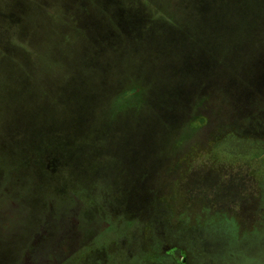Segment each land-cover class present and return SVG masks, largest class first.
<instances>
[{
  "label": "rangeland",
  "instance_id": "obj_1",
  "mask_svg": "<svg viewBox=\"0 0 264 264\" xmlns=\"http://www.w3.org/2000/svg\"><path fill=\"white\" fill-rule=\"evenodd\" d=\"M31 1L0 0V264H21L27 249L52 256L47 264L59 253L62 264H177L171 247L182 248L185 264H264V96L234 109L210 91L197 104L200 93L221 89V75H162L155 64L165 61L136 46L127 58L138 68L78 69L86 57L120 59L102 41L105 13L73 0ZM246 2L237 22L254 26L248 41H261L254 35L264 32V7L254 13ZM217 3L215 12L187 11L188 29L203 40L215 31ZM121 79L146 83L153 97L159 84L199 96L178 102L171 91L153 105L124 106L108 98ZM80 108L83 121L109 131L74 132Z\"/></svg>",
  "mask_w": 264,
  "mask_h": 264
},
{
  "label": "trees",
  "instance_id": "obj_2",
  "mask_svg": "<svg viewBox=\"0 0 264 264\" xmlns=\"http://www.w3.org/2000/svg\"><path fill=\"white\" fill-rule=\"evenodd\" d=\"M66 1L60 0L57 3L63 7H68L69 5H67ZM219 1L220 3L214 0H73L71 5L85 7L90 4L99 7L105 13L104 20L108 24V34L102 41L109 46L108 55L120 56V59L112 58L106 61L86 57L83 60H79L78 64L76 61V66L78 69H85L89 65H93L96 67L94 71L103 66L108 69L116 68V63L122 64V66L128 65L138 68L141 64L137 65L134 59L127 58V55L133 52V47L136 46L138 54L150 52L154 60L157 58L165 61L163 65L155 64V68L162 71V75L167 73L171 75L174 70H200L203 75L207 76L206 80L217 78L218 75L225 79L224 82H219L222 84L221 89L218 85L216 88L213 86L215 89L213 87L209 88L200 93L201 96L197 92H192L188 94V98L180 89L175 91L172 87L165 88L163 84H159V90H155L156 97L165 98L168 93L173 91L172 100L180 102L182 100H191L193 94L197 93L196 96L200 97L197 103L199 104L203 102L204 96L211 91L212 93L225 94L234 109H242L247 105L249 106L253 97L261 96L262 98L264 96V32L257 31V35H254V37H260L261 41H248L247 37L251 36L248 30L254 26L245 27L244 22H237L238 18L245 17V11L248 12L249 6L246 4V0ZM263 1L252 0L251 6L256 8L254 13L261 12L259 7H264ZM31 2L39 5L35 0ZM234 2L235 8L241 11L240 13L238 11L224 10V7ZM215 3H217L216 13L220 14L215 25L216 32L208 33L209 37L205 36L203 40L202 30L196 33L195 30L190 31L188 29L186 17L189 13L187 11L193 14V9L195 8L196 11L200 10L206 13L209 8H212L215 12ZM47 4L48 1L43 0L42 6L46 7ZM147 7L150 9L154 8V10H151V13L148 14L146 12ZM100 23L102 22L100 21L98 25ZM76 26L77 29L80 28L79 24ZM257 28L261 29L262 27ZM218 33L220 34L219 37ZM214 37L218 40H215ZM240 38H245V40L240 41ZM134 72V78L138 77L139 79V72ZM77 76H75L77 84L85 83L83 76ZM130 78L133 77L131 76ZM90 79L99 84L103 80L102 77L94 80L92 76ZM127 81L125 79L112 81L109 85L114 88L110 90V93L108 92V98L113 96L115 101L123 103L124 106L135 102L142 105L144 102L147 105H153V101L156 98L153 97L154 90L149 91L145 88L147 84L141 85L140 82L134 88L128 85L124 87L123 83ZM152 88L154 89L155 86ZM164 108L165 106L159 110ZM174 108L175 106H171L172 110ZM81 109L76 110V128L74 132L81 127L80 131L84 128L83 134L85 135L88 132L92 135L93 131L98 133L109 131V124H102L99 127V123L95 124L92 122L89 124L87 119L83 121V118L80 117ZM177 114L180 113L178 112ZM180 116L181 114L176 117L181 118ZM261 116L258 115L259 118H262ZM99 118L102 120V116H99ZM191 119L193 118L190 114L187 121L190 122ZM95 125L98 127L95 128ZM247 129L252 132L250 134L253 136L258 135L256 129L250 127ZM244 133H246L245 130ZM237 136L239 137L240 134L234 132V137ZM55 143L56 145L60 144L57 141ZM40 146L39 150L43 149L41 144Z\"/></svg>",
  "mask_w": 264,
  "mask_h": 264
},
{
  "label": "flooded vegetation",
  "instance_id": "obj_3",
  "mask_svg": "<svg viewBox=\"0 0 264 264\" xmlns=\"http://www.w3.org/2000/svg\"><path fill=\"white\" fill-rule=\"evenodd\" d=\"M46 234L47 233H44V235H46ZM37 236L38 235L36 234L34 237L36 238ZM36 242H37V240L32 241L33 246H34V244H36ZM170 252L174 255L173 256V259H174V261L177 264H185V262H186V256H185L184 251L182 250V248H177V251L174 252L173 251V247H171ZM27 253L29 255L31 254V259H30V262H28V263L26 262L25 264H47L46 261H44L43 263H42V261H43V257L45 255L48 256L49 254L47 255L45 252H38V253H36V252L33 251V249H27L25 251V255ZM25 255L21 259V264H23V259L26 261ZM179 255H181V260H177V258H178ZM62 256L63 255H61V253H59L58 257L57 256H54L53 259H50L48 261L51 262V264H62V259H64ZM50 257H52V256H50Z\"/></svg>",
  "mask_w": 264,
  "mask_h": 264
}]
</instances>
